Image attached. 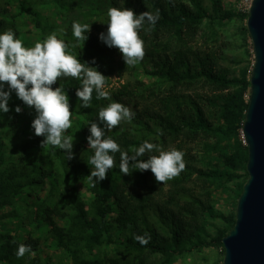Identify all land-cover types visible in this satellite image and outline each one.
<instances>
[{"label":"trees","instance_id":"16d2710c","mask_svg":"<svg viewBox=\"0 0 264 264\" xmlns=\"http://www.w3.org/2000/svg\"><path fill=\"white\" fill-rule=\"evenodd\" d=\"M234 1L0 0V33L12 29L25 47H34L55 32L70 54L107 78L110 95L97 99L94 91L83 108L75 94L82 81L68 77L53 85L65 89L71 105L65 135L74 139V158L67 160L66 150L41 147L45 137L31 127L37 113L12 93L11 110L0 113V264H185L205 250L213 253V264L223 263V239L236 223L248 180L242 129L254 64L232 59L223 40V29L235 23L246 55L253 56L249 15ZM111 7L159 14L154 25L145 20L139 30L145 56L134 66L99 39L107 34ZM74 21L91 26L87 41L73 36ZM112 102L135 115L107 132L98 113ZM91 122L129 156L147 141L182 151L186 167L158 183L151 170L131 165L130 175H123L120 152L109 153L115 166L107 178L90 180ZM220 198L233 210L218 209ZM136 235L150 240L141 245ZM20 244L34 255L18 258Z\"/></svg>","mask_w":264,"mask_h":264},{"label":"clouds","instance_id":"9594fccd","mask_svg":"<svg viewBox=\"0 0 264 264\" xmlns=\"http://www.w3.org/2000/svg\"><path fill=\"white\" fill-rule=\"evenodd\" d=\"M107 34L101 33L99 39L109 48H118L123 54L128 66H134L145 56L144 41L140 38L139 30L145 20L154 25L159 18L146 11L137 16L131 9L111 7L107 13ZM63 31V30H61ZM91 26L87 23L74 21L72 34L77 41H87ZM75 45H72L74 47ZM70 45L59 39L53 32L43 42H36L34 47H25L21 39L16 37L12 29L0 33V113H8L9 100L14 92L16 97L37 113L31 127L37 137L43 136L41 147L51 145L68 152L67 160L74 158L72 153L73 137L65 135L72 127V111L69 96L62 87L53 88L61 78H73L82 81L76 90V97L82 102L81 107H90L93 92L97 99H109L110 95L104 90L106 77L95 67L81 63L80 59L69 53ZM92 63H95L93 60ZM7 86V90H5ZM22 109L17 106L16 113ZM135 113L119 102H112L99 110L98 119L111 132L122 121H131ZM91 136L87 137L94 155L90 163L94 170L88 178L104 180L107 173L115 166V157L109 153L120 152V171L130 175L131 168L140 172L151 170L158 183H165L178 176L186 167L184 153L175 148L165 151L159 145L145 141L129 156L120 149V145L111 137L105 138V129L97 123H90ZM146 152H158L147 160H138ZM141 245H146L150 237L134 236ZM32 252L30 245L20 244L16 255L23 257Z\"/></svg>","mask_w":264,"mask_h":264},{"label":"water","instance_id":"95a60500","mask_svg":"<svg viewBox=\"0 0 264 264\" xmlns=\"http://www.w3.org/2000/svg\"><path fill=\"white\" fill-rule=\"evenodd\" d=\"M254 64L242 129L248 180L236 206V223L223 239V264H264V0H253L247 19Z\"/></svg>","mask_w":264,"mask_h":264},{"label":"rangeland","instance_id":"374dc122","mask_svg":"<svg viewBox=\"0 0 264 264\" xmlns=\"http://www.w3.org/2000/svg\"><path fill=\"white\" fill-rule=\"evenodd\" d=\"M234 0H224V3L229 6L233 3ZM233 5V4H232ZM224 33L223 40L226 41L228 45V54L232 59L236 60H242L246 59L250 63L254 62V54H253V48H252V42L249 41V48L248 50L253 56H248L245 53V48L243 46V40L242 35L235 23L228 25L225 29L222 31ZM114 85H118V79H114ZM217 208L222 211H230L233 210V206L227 205L224 203L223 198L219 199ZM220 259H224L223 256H220ZM190 260V259H189ZM188 260V261H189ZM213 253L211 250H205L202 254H196L192 257L191 261H187L185 264H213ZM181 264V263H179ZM223 264V263H220Z\"/></svg>","mask_w":264,"mask_h":264},{"label":"built area","instance_id":"2783aa9c","mask_svg":"<svg viewBox=\"0 0 264 264\" xmlns=\"http://www.w3.org/2000/svg\"><path fill=\"white\" fill-rule=\"evenodd\" d=\"M252 2L253 0H237L234 1V4L238 12L249 15Z\"/></svg>","mask_w":264,"mask_h":264}]
</instances>
